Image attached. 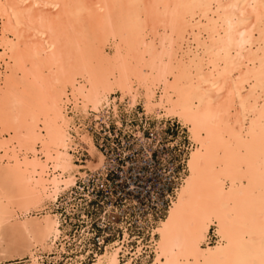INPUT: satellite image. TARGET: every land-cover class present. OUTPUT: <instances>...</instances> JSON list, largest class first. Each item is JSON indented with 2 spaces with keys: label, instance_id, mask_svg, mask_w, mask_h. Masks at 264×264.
Masks as SVG:
<instances>
[{
  "label": "bare ground",
  "instance_id": "6f19581e",
  "mask_svg": "<svg viewBox=\"0 0 264 264\" xmlns=\"http://www.w3.org/2000/svg\"><path fill=\"white\" fill-rule=\"evenodd\" d=\"M134 113L157 133L131 130ZM167 123L187 141L167 207L149 213L146 242L123 228L90 252V217L80 211L72 236L57 208L74 220L94 199L90 175L120 162L92 133L128 129L137 160H165ZM97 205L91 218L115 227L119 209ZM65 241L77 254L62 259ZM90 253L88 264H264V0H0V264Z\"/></svg>",
  "mask_w": 264,
  "mask_h": 264
},
{
  "label": "built area",
  "instance_id": "2783aa9c",
  "mask_svg": "<svg viewBox=\"0 0 264 264\" xmlns=\"http://www.w3.org/2000/svg\"><path fill=\"white\" fill-rule=\"evenodd\" d=\"M111 128L113 132L117 129L115 125H111ZM111 128H107L106 131L111 132ZM118 131L121 133L120 129ZM121 135L122 136L117 132L112 138H109L101 134V140H104L103 145H111L113 142L116 143L114 151L118 153L117 155L115 154V156L120 162L119 164L117 163L114 168L107 170L104 175L91 174L89 183L84 186V191H87L88 194L94 198L88 201L84 200V202L90 205L89 207L93 212L97 213L103 210V205H97L101 202L110 205L112 210L115 208L119 209L114 217L116 218L114 219L116 220L115 227L110 226V220L106 221L107 224L103 226H100L97 221L91 224V230L97 231L101 236H103V230H108L110 235L106 233L105 236H108L106 239H108L109 236L111 239L120 238L123 228L131 236L134 234H141V223L144 222L148 224L150 220L149 213L152 212L151 217L156 218L155 215L161 213L159 208L167 207V203L169 202L168 195L173 192V188L175 187L174 181L176 179V174L182 168V164L178 161L182 152L176 149L177 152L174 150L175 154L174 152L171 153L169 150L170 146L167 145L166 141L160 140L156 143L157 150L164 152L161 156L167 155L166 158H163L165 160L161 161V158L153 152L148 158L143 157L140 159L142 161H140L136 159V155L144 152L141 144L140 147L135 146L137 148H133V143L136 142L135 136L131 134V138L128 139L124 137L123 133ZM97 145H99V143ZM170 159H173V161L176 160V164L173 165L172 171L168 169L170 166L166 163V161L168 162ZM173 161L170 162L173 163ZM165 165L166 167H164ZM78 195L77 198H81L80 195H82V193L80 192ZM109 195L116 196L118 199L111 201V199L106 198ZM99 200V203L96 202ZM158 201L160 202L159 204H157ZM97 208L98 211L96 210ZM99 235L94 233L92 237L94 239L96 238L95 241L97 246L98 238H102L101 236L99 237Z\"/></svg>",
  "mask_w": 264,
  "mask_h": 264
},
{
  "label": "rangeland",
  "instance_id": "374dc122",
  "mask_svg": "<svg viewBox=\"0 0 264 264\" xmlns=\"http://www.w3.org/2000/svg\"><path fill=\"white\" fill-rule=\"evenodd\" d=\"M138 111H140V109H139V107H138V109H137ZM120 113H121V111H120ZM133 118L129 121V123L131 124V126H133L132 127V129L131 130H136L137 129V127H139V128H141L143 131H144V134H146L145 136H146V138L147 137H149L150 135H151V133L153 134V133H157V131H155L154 130V124H155V122H154V120H150V121H146V118H145V116H142V117H139V115L137 114V113H134V115L132 116ZM122 118V121L124 122V125H126L128 122H127V120H126V118H124L123 116L121 117ZM146 122H147V124H146ZM111 125H113L114 126V124L112 123ZM136 125V126H135ZM146 126V127H145ZM179 126L178 125H176V123H167V125H166V127H165V129L164 130H166V131H161L162 132V139L161 140H163V141H166V143H167V145L168 146H170L169 144L171 143H173L174 141H176V139H178V143H176L175 142V145H174V148L173 147H171L170 146V148H169V150L171 151V153H173L174 152V154H175V151L177 152V150L176 149H179L180 150V152H182L181 153V157H182V155H183V152H184V149H185V147L183 148V145L184 144H187V141H186V134L184 133V134H182V132L180 131V128H178ZM89 128V131L92 133L93 131V129H92V127H88ZM110 128H111V126H110ZM113 129L111 128V132H113L112 131ZM121 130V133H120V131H118V133H119V135L120 136H122L121 134L123 133L124 134V137L125 138H128V139H130L131 138V134H133V132L132 131H130V130H128V129H120ZM154 130V131H153ZM114 133V132H113ZM102 134H104V132H102ZM92 135H94V142H95V144L97 145L98 143H100V142H102V144H104V140H101L102 138H101V135H97V133L94 131L93 133H92ZM134 135V134H133ZM135 136V135H134ZM135 139H136V137H135ZM137 140V139H136ZM169 143V144H168ZM112 144H114V145H116V143L115 142H113ZM134 145L135 144H137V142L136 143H133ZM136 146V145H135ZM167 146V147H168ZM115 147V146H114ZM181 147L183 148V149H181ZM175 150V151H174ZM82 152V151H81ZM79 153L80 154V156H81V160L82 161H85V160H88L89 159V157L87 156V153L86 152H82V153ZM116 153V151H114L113 150V153ZM160 153H161V151H159ZM166 152V151H165ZM115 153H114V156H115ZM116 155H117V153H116ZM109 157H111V154L110 155H108ZM175 156V155H174ZM116 157V156H115ZM162 160V159H161ZM84 187V186H83ZM70 195H72V194H70ZM79 195L77 194V195H72V199H76L77 197H78ZM59 204V203H58ZM76 205L78 206L77 208H78V210H76L75 212H74V217H72V218H74V220H72L71 218H68V219H66V220H64V217H65V215H64V208L62 209V208H57L58 209V212H59V214H60V217H61V220L62 221H67L68 222V225H70L71 227H69V229L71 230V231H67V233L68 234H71L72 236L73 235H80L79 234V232H80V230H81V228L83 227V226H85L86 224H87V220H86V222H82V220H80V217H81V212H84L86 215H88L89 217H90V220H89V225H90V227L92 226L91 224H92V222H94V220L95 219H92L93 218V216H95L94 214L96 213V212H93V210L89 207L90 205L89 204H87V203H81V205H78V203H76ZM96 206V205H95ZM63 210V211H62ZM97 210V209H96ZM81 211V212H80ZM98 211V210H97ZM99 212V211H98ZM97 212V213H98ZM63 213V214H62ZM92 217V218H91ZM70 219V220H69ZM155 219V218H154ZM156 220V219H155ZM96 221V220H95ZM66 225H67V223H65ZM85 224V225H84ZM150 224V222L148 223V224H146V223H144V228L142 227V229H143V231H141V234H139V235H137L136 234V236H142V239L144 240V242H146V238H148V235L147 234H143L144 233V230H146V231H148L146 228L148 227V225ZM90 230H91V228H90ZM92 232H93V235L91 236V238H90V240L88 239L87 241H86V243H84L82 246L84 247L85 246V248H90V252H92V251H94V250H98L99 249V246H97L96 244H95V239L94 238H92L93 236H94V233H97V235H99V233L96 231H93V230H91ZM104 231H102V234H103V236H101L102 238H100V239H102L103 240V237H105V235H104V233H103ZM146 233V232H145ZM211 233H212V231H211ZM210 233V235L211 236H213L212 234ZM120 236V235H119ZM131 236V235H130ZM133 236H135V234L134 235H132L131 237H133ZM107 238V237H106ZM106 238H104V240L107 242L108 240H109V238L108 239H106ZM111 239V238H110ZM67 244H65V249H66V254L64 253V255L62 254V259H64V258H70V257H73L75 254H77V253H72V254H70L71 256L69 257V256H67L69 253L68 252H71L72 250H70L71 248H75V245H76V243H72L71 244V246L68 244V241H65ZM90 244V245H89ZM129 245L131 246V248H133L134 246H135V243L134 242H130L129 243ZM96 246V247H95ZM84 248V249H85ZM70 251H69V250ZM84 249H82L81 251H84ZM86 250V249H85ZM73 252H75V251H73ZM68 253V254H67ZM45 258V261L46 260H48L46 257H48L47 255L46 256H44ZM51 257H54V255H49V258H51ZM91 257H92V253H90L88 256H86V258L84 259V264H88L89 262H90V260H91ZM24 260V259H23ZM26 260V259H25ZM48 261H50L48 264H65L64 263V261L62 262V260H58V261H53V260H48ZM14 262H16V260H14V261H6L5 262V264H13ZM47 262V261H46ZM24 263V262H23ZM146 263L147 264H150L149 263V259H148V261L146 260ZM136 264H142L141 262H140V260H138V261H136Z\"/></svg>",
  "mask_w": 264,
  "mask_h": 264
}]
</instances>
